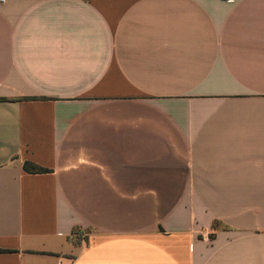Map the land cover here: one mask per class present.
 Returning <instances> with one entry per match:
<instances>
[{
	"label": "crops",
	"instance_id": "crops-1",
	"mask_svg": "<svg viewBox=\"0 0 264 264\" xmlns=\"http://www.w3.org/2000/svg\"><path fill=\"white\" fill-rule=\"evenodd\" d=\"M0 98V264H264V0H0Z\"/></svg>",
	"mask_w": 264,
	"mask_h": 264
},
{
	"label": "trees",
	"instance_id": "trees-1",
	"mask_svg": "<svg viewBox=\"0 0 264 264\" xmlns=\"http://www.w3.org/2000/svg\"><path fill=\"white\" fill-rule=\"evenodd\" d=\"M6 100L7 99H5V98H0V101H6ZM12 100H15V99H12ZM22 169L25 172L32 173V174H42V173L48 172V169L42 168V167L37 166V165L30 163V162H24ZM0 252H2V251L0 250Z\"/></svg>",
	"mask_w": 264,
	"mask_h": 264
}]
</instances>
